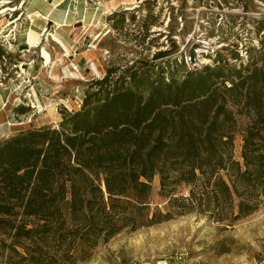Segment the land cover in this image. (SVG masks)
Listing matches in <instances>:
<instances>
[{"label":"trees","instance_id":"1","mask_svg":"<svg viewBox=\"0 0 264 264\" xmlns=\"http://www.w3.org/2000/svg\"><path fill=\"white\" fill-rule=\"evenodd\" d=\"M8 55L0 46V61ZM130 80L131 87L85 93L82 109L61 113L57 127L0 141V237L17 245L41 230L95 245L128 224L151 225L145 211L155 177L168 208L181 214L232 223L257 211L264 201V52L260 62L229 73L219 65L181 83L152 82L145 73ZM240 117L247 119L242 129ZM179 187L189 196L175 198Z\"/></svg>","mask_w":264,"mask_h":264},{"label":"rangeland","instance_id":"2","mask_svg":"<svg viewBox=\"0 0 264 264\" xmlns=\"http://www.w3.org/2000/svg\"><path fill=\"white\" fill-rule=\"evenodd\" d=\"M30 1L0 0V9H16L0 15V46L9 54L0 61V141L33 127H57L61 113L82 109L85 93L121 83L131 87L133 73H145L152 82L181 83L206 66L222 65L225 73L246 68L260 62L264 52V0H48L56 8L71 4L67 12L76 22L62 27L71 35V48L55 35L54 24L33 31L47 18L31 17ZM23 44L29 52L19 50ZM109 71L107 84L98 86ZM18 106L27 113H14ZM246 124L240 117L239 128ZM242 143L237 135L239 161ZM151 187L145 211L155 220L151 225L128 224L109 239L102 235L95 245L75 234L59 239L41 230L34 240L17 245L1 236L0 264H264V201L248 217L217 222L210 213L168 208L159 177ZM189 193L179 187L174 197Z\"/></svg>","mask_w":264,"mask_h":264},{"label":"crops","instance_id":"3","mask_svg":"<svg viewBox=\"0 0 264 264\" xmlns=\"http://www.w3.org/2000/svg\"><path fill=\"white\" fill-rule=\"evenodd\" d=\"M34 3L35 0H31L29 2L28 7L26 9L27 13L30 14L31 17L35 18L36 20H38L37 17L39 16V18L46 17L47 21H45L44 24H41L39 26L33 25L32 27H34L35 30H31L35 31L36 33H39L43 26H46L48 24H54L55 26H57L55 35H57L68 48H71V35L67 33V29H62V27H68V24H66L67 22H76V17L73 16L71 13L67 12V9L68 7H71V4L64 3L63 5L56 8L53 4L49 3L48 0H41L39 4ZM11 118L14 121V118Z\"/></svg>","mask_w":264,"mask_h":264},{"label":"bare ground","instance_id":"4","mask_svg":"<svg viewBox=\"0 0 264 264\" xmlns=\"http://www.w3.org/2000/svg\"><path fill=\"white\" fill-rule=\"evenodd\" d=\"M1 3H3V2H1ZM0 3V4H1ZM8 2L7 1H4V4H7ZM18 10V9H17ZM14 11H16V9H14V8H10V7H2L1 9H0V15H3V14H5L6 12H14ZM38 16V15H37ZM14 24V22H11V23H8V25L6 26V27H8L9 25H13ZM2 30H4V29H2ZM29 44V43H28ZM193 45V44H192ZM191 46V45H190ZM191 48V47H190ZM189 48V49H190ZM189 51V50H188ZM29 52V51H28ZM197 60V59H196ZM202 64H204V61H198V65H202ZM95 65V64H94ZM201 67V66H200ZM94 71V70H93ZM95 72H97L98 73V70H97V68H95ZM3 134V132H2V128H0V135H2Z\"/></svg>","mask_w":264,"mask_h":264},{"label":"water","instance_id":"5","mask_svg":"<svg viewBox=\"0 0 264 264\" xmlns=\"http://www.w3.org/2000/svg\"><path fill=\"white\" fill-rule=\"evenodd\" d=\"M19 50H26V51H29L30 48L27 44H23V45H19Z\"/></svg>","mask_w":264,"mask_h":264},{"label":"built area","instance_id":"6","mask_svg":"<svg viewBox=\"0 0 264 264\" xmlns=\"http://www.w3.org/2000/svg\"><path fill=\"white\" fill-rule=\"evenodd\" d=\"M44 18V17H43ZM45 19V18H44ZM194 65V67H196L197 66V64H193ZM155 264H169L167 261H164V262H162V261H159V262H156Z\"/></svg>","mask_w":264,"mask_h":264}]
</instances>
